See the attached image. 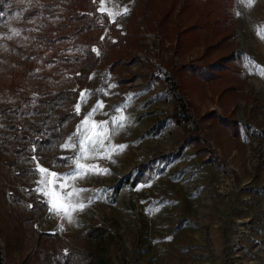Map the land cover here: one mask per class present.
Segmentation results:
<instances>
[{"label": "rangeland", "instance_id": "1", "mask_svg": "<svg viewBox=\"0 0 264 264\" xmlns=\"http://www.w3.org/2000/svg\"><path fill=\"white\" fill-rule=\"evenodd\" d=\"M85 1L87 14L73 22L84 24V31L74 33L72 24L67 39L49 45L44 37L66 23L69 0L5 5L0 23L3 264H37L31 254L39 234L80 243L94 226L107 230L98 249L106 264H264V0H216L209 6L204 0ZM185 3L191 10L182 13ZM202 12L219 20L231 37L211 50L206 29L195 45L180 50V31L199 21ZM131 14L138 24L135 34ZM116 30L126 37L115 56L122 61L113 70L112 60L103 57L110 49L103 45L116 41ZM91 50L101 56L87 72ZM231 52L237 59L216 76L190 69L208 68ZM64 89L76 97L69 93L74 104L59 105L55 119L72 113L59 126L61 137L13 153L8 128L23 93L30 95L26 105L35 114L27 119L38 126L50 108L43 102ZM180 100L185 110L178 107ZM98 102L103 106L89 118L84 137L107 121L100 131L109 138L79 164L101 174L76 179L79 150L71 145ZM177 114L184 121L178 122ZM200 134L205 153L192 142ZM52 173L67 177L69 191L86 190L74 198L85 207L72 213L71 222L49 212L46 201L63 206ZM42 175L45 183L39 184ZM50 241L52 249L64 245Z\"/></svg>", "mask_w": 264, "mask_h": 264}, {"label": "trees", "instance_id": "2", "mask_svg": "<svg viewBox=\"0 0 264 264\" xmlns=\"http://www.w3.org/2000/svg\"><path fill=\"white\" fill-rule=\"evenodd\" d=\"M9 0H0V23L4 19V12H5V5L7 4ZM203 1V0H202ZM216 0H204L205 5H208ZM214 3V2H213ZM192 4L185 3L182 6V13L183 11L186 12L188 10H191L188 7H191ZM86 7V1L85 0H69L67 12L69 13V17L67 18L66 23H63L61 26H57L54 28V30H50L44 37V40L47 42V44H51L55 41L59 40H65L69 37L70 33H67V29L70 25H73V32L78 33L80 31H84L85 27L84 24H80L79 26L76 25L73 22H78L83 15L87 14V11L85 10ZM197 8L196 6L194 9ZM74 9H76L74 11ZM78 9H81V11H78ZM193 9V10H194ZM193 12L190 13V15ZM196 13V12H195ZM207 13L202 12V14L198 15L200 16L199 19L202 21H196L192 23L191 25L187 26L186 30L180 31V34L178 35V47L180 50L184 49L185 47H192L197 43L200 38V31L209 30V33H206V37L209 38L213 44H209L208 48L211 50H216L222 48L223 44L227 42V40L231 37V34H227L226 31L219 25L220 21L214 19V17H211V15H206ZM136 15L132 14L130 15V28L133 30V34L136 33L137 23L135 20ZM152 17L155 19L156 17L152 15ZM193 17V16H192ZM218 26V27H217ZM217 28V30H216ZM153 29V28H151ZM117 38L114 43H110L109 45L104 44V48H108L109 51H107V54L104 52L103 57L108 61L112 60V68L115 70V68L121 63L122 59L115 57L118 52L122 51L123 44L120 43V39H124L126 34H124L123 31L116 30ZM57 35V36H53ZM128 35V34H127ZM130 38V36H128ZM48 44V45H49ZM119 44V45H118ZM118 47L117 50H115V47ZM89 53L88 56V62L84 65L85 68H87V72H90L93 70L94 63H96V59L100 56H94V52L92 50ZM118 56V55H117ZM235 59H237V56H235L234 52L229 53L228 56L223 57L219 61H217L215 64H212V66L205 68L203 70L199 68H190L192 71L197 72L200 76L203 74L204 70H206V75H217L218 69L222 70V67L228 68L227 63L233 62ZM98 60V59H97ZM94 63H92V62ZM202 71V72H201ZM82 73V72H81ZM202 73V74H201ZM205 75V73H204ZM127 79V78H124ZM173 82V81H172ZM174 84V82H173ZM175 86H177L175 84ZM231 90H237V88H230ZM16 87L12 89V91H15ZM15 93V92H14ZM23 93V92H22ZM69 93H73V98L76 97V93H74L73 90H61L58 93V98L51 99V100H45L46 104L43 102L44 105H49L50 108L45 109V118L42 119L41 123L39 122L35 126L34 124H31L30 121L27 119L28 115H35L34 113H31L32 108L30 106H27L26 103H29V97L30 95L26 92H24L23 98L20 97L19 104H16L17 107L14 108V114H16L15 122L14 124H10V127L8 128L9 133H11V140H10V148L13 153L19 154V152L24 151L23 149H27L30 144H34L36 148L45 147L47 143H49L50 139L57 140L61 137L62 129L59 128V126L64 123L68 118L71 117L72 113L65 112L64 114L60 115L59 118L55 119L56 115L59 114L58 109L61 102L66 101L67 105H73L74 100L73 98H70ZM69 95V96H68ZM22 98V99H21ZM59 99V101H58ZM21 101V102H20ZM49 103V104H48ZM73 103V104H72ZM178 107H181L183 110L186 109V107L181 103V100L178 101ZM44 109V108H43ZM35 110L34 112L37 113ZM53 111L52 116H49L51 112ZM55 112H57L55 114ZM31 113V114H30ZM50 120V123L47 121ZM178 122L184 121L181 119V117L177 114ZM233 125V132L235 134L237 133V124L234 120H232ZM202 134L199 136H196L195 139L192 138V142L200 143L201 144V138H199ZM203 136V135H202ZM58 142V141H57ZM23 145V147H20V145ZM204 145L201 144V148L199 151L202 153H205L207 150H203ZM27 151V150H25ZM59 160L62 161L61 158ZM142 168L145 167L141 166ZM132 185V184H131ZM107 233V230L102 228L101 226H94L89 227L85 234L82 236L80 243L76 242H69L64 241L62 238H59L55 235L50 234H39L38 240L36 242V246L34 247V250L31 254L32 259L37 264H106L107 261H105V257L102 255V253L98 252V249L100 247V244L102 242V237L104 234ZM43 237V238H41ZM52 237L56 239L58 242L64 243V245L56 249L53 247L51 248L52 243L46 242V240H50ZM110 237V236H109ZM41 241L43 243L41 244ZM30 259V257H29ZM28 259V260H29ZM0 264H3V256L2 251L0 248Z\"/></svg>", "mask_w": 264, "mask_h": 264}, {"label": "snow or ice", "instance_id": "3", "mask_svg": "<svg viewBox=\"0 0 264 264\" xmlns=\"http://www.w3.org/2000/svg\"><path fill=\"white\" fill-rule=\"evenodd\" d=\"M103 39V37H101ZM85 93H82L83 96ZM131 99V97H129ZM83 102V99H82ZM102 102H98L95 106H93L92 110L89 112L88 116L85 120L78 125V131L75 134L77 139L76 142L71 145L72 147H77L79 150V155L77 156V164L75 165V171L72 173L73 177L76 179H84L88 175L93 174H101L100 172L93 171L92 169H86L79 164V160L81 158H91L86 156L87 153H96L99 149H103L105 147L104 141L109 138L108 133H101L100 129H102L106 124L107 121L103 122V124L96 125L94 128V135L88 136L87 138L84 137L89 129L86 127L88 124L89 118L94 116L97 111L102 108ZM77 113L80 110V104L78 103L76 106ZM63 147L67 148L70 145H64ZM123 145L118 146L117 149H113V151H118L123 149ZM110 158V155L109 157ZM40 173H45L47 170L43 168H38ZM103 174H107V170H103ZM52 180L51 183L56 191L59 193L61 200L63 201V206H58L55 202L46 201L49 206V212L54 213L55 215L59 216L62 219H67L69 222L72 220V213L77 210H83L85 205L83 203H76L74 202V198L78 200L80 193L86 191L83 188H73L71 191L67 189L64 181H66L67 177L62 174L52 173ZM39 184L45 183V176L42 175L41 179L37 182ZM36 191L41 192L44 196H48L49 193L44 192L43 189H37ZM31 207V206H30Z\"/></svg>", "mask_w": 264, "mask_h": 264}]
</instances>
